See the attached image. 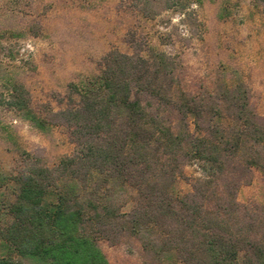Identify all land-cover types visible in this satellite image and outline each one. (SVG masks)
<instances>
[{
	"label": "trees",
	"instance_id": "obj_1",
	"mask_svg": "<svg viewBox=\"0 0 264 264\" xmlns=\"http://www.w3.org/2000/svg\"><path fill=\"white\" fill-rule=\"evenodd\" d=\"M128 1L145 18L159 3ZM136 47L108 52L57 112L36 113L13 87L11 107L41 132L66 127L74 150L53 168L26 155L0 173V189L16 187L4 224L0 210V264H109L99 243L127 238L147 264H264V200L237 202L252 170L264 176V121L247 90L192 95L170 56ZM193 165L198 176L185 177Z\"/></svg>",
	"mask_w": 264,
	"mask_h": 264
},
{
	"label": "rangeland",
	"instance_id": "obj_2",
	"mask_svg": "<svg viewBox=\"0 0 264 264\" xmlns=\"http://www.w3.org/2000/svg\"><path fill=\"white\" fill-rule=\"evenodd\" d=\"M157 1L155 15L145 18L128 0H0V173L14 175L26 155L53 168L74 150L66 127L41 132L11 107L13 87L29 93L36 113L57 112L65 108L68 86L98 75L112 50L131 55L133 46H148L165 53L180 87L192 95L241 84L264 121V0ZM198 174L194 165L184 168L187 178ZM177 187L190 190L185 181ZM15 195L12 182L0 189L2 224ZM263 200L264 176L252 170L237 202ZM99 248L109 264H147L134 239L100 242Z\"/></svg>",
	"mask_w": 264,
	"mask_h": 264
}]
</instances>
